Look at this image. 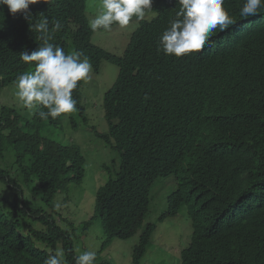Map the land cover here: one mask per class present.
I'll use <instances>...</instances> for the list:
<instances>
[{"label":"trees","instance_id":"obj_1","mask_svg":"<svg viewBox=\"0 0 264 264\" xmlns=\"http://www.w3.org/2000/svg\"><path fill=\"white\" fill-rule=\"evenodd\" d=\"M156 3L159 17L134 31L122 56L92 42L87 0L30 6L34 19L60 21L52 42L82 52L95 75L103 62L119 69L103 102L108 131L94 133L120 154V166L99 189L92 219L110 237L129 239L150 205L148 183L175 175L165 215L189 204L193 227L180 264H264V12L241 17L244 0H225L235 24L215 31L199 52L176 58L158 49L179 5ZM38 47L23 14L0 8V91L32 67L19 54ZM82 87L73 93L78 111L66 115L75 128L91 122ZM66 116L48 120L59 125ZM43 121L12 107L0 111V264H44L50 255L34 240L55 251L62 243L65 263L75 264L73 239L53 214L55 198L82 183L86 159L78 146L43 136ZM25 187L40 192L46 209L29 202ZM23 222L28 235L19 231ZM155 229L148 225L140 235L132 264H142Z\"/></svg>","mask_w":264,"mask_h":264},{"label":"rangeland","instance_id":"obj_2","mask_svg":"<svg viewBox=\"0 0 264 264\" xmlns=\"http://www.w3.org/2000/svg\"><path fill=\"white\" fill-rule=\"evenodd\" d=\"M99 4L100 0H87L86 12L89 21L99 11ZM153 16L154 14H150L149 18ZM131 34V30L123 31L121 27L109 32L98 30L94 32L92 42L112 54L122 56L130 43ZM31 70L34 68L31 67L29 71ZM118 72V67L109 62H103L100 74L95 75L92 72L91 83L83 85L86 105L88 106V101L92 102L88 106L92 110L91 122L88 126L79 121L78 127L75 128L69 116L63 118L59 125H53L49 123V120H44L40 125V133L43 136L63 145L78 146L86 159L85 177L82 183L69 185L66 191L55 198L53 217L58 222L60 217L62 221L64 220L62 226L73 239L75 255L85 250L94 251L96 252L95 264H104V261H109L110 264H132L134 247L148 225H155L156 229L142 264H180L182 252L191 243L193 227L188 213L189 204L182 205L175 214L165 215L168 211V199L178 188L175 175L157 178L148 183L150 205L146 213L137 221L129 239L120 240L110 237L101 221L92 219L99 189L110 178L116 176L120 166V154L94 133V130L101 133L108 131L109 126L106 123L103 102L106 92L114 85ZM16 91L15 84L0 91V111L2 107H12L23 118L28 119L32 115L22 107L15 95ZM24 189L25 196L32 205L43 206L39 203L40 192L30 189L28 192L26 187ZM193 203L191 202L190 205ZM90 220H92V225L85 229L84 223ZM22 225L19 231L28 235L27 223L23 222ZM33 227L40 228L36 224ZM34 246L37 250L47 251L50 256L56 252L53 247L39 240H34ZM57 249L64 252L62 243L57 244Z\"/></svg>","mask_w":264,"mask_h":264},{"label":"clouds","instance_id":"obj_3","mask_svg":"<svg viewBox=\"0 0 264 264\" xmlns=\"http://www.w3.org/2000/svg\"><path fill=\"white\" fill-rule=\"evenodd\" d=\"M41 2L51 8L57 0H0V8L6 6L13 16L23 14L39 45L34 51L19 54L34 70L18 75L16 97L29 114L41 120H56L78 111L73 93L91 83L93 66L82 52L68 53L52 42L53 34L62 29V24L56 20L50 25L44 14L32 17L30 6ZM176 3L179 8L175 17L159 40L158 50L169 57L182 58L199 52L210 44L215 31L224 32L236 22L225 9V0H176ZM156 4V0H100L99 11L89 21V27L93 32L121 27L133 34L143 23L159 17ZM262 12L264 0H244L239 15L246 18ZM150 14L154 16L149 18ZM95 261L96 252L91 250L80 252L75 258V264H95ZM44 264H65L64 252L57 249Z\"/></svg>","mask_w":264,"mask_h":264}]
</instances>
